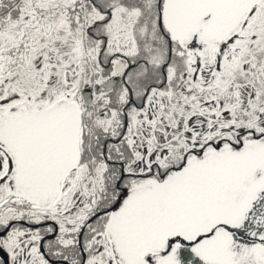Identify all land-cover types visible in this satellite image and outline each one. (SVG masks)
Segmentation results:
<instances>
[{
    "label": "rangeland",
    "instance_id": "rangeland-1",
    "mask_svg": "<svg viewBox=\"0 0 264 264\" xmlns=\"http://www.w3.org/2000/svg\"><path fill=\"white\" fill-rule=\"evenodd\" d=\"M115 1L22 0L6 11L20 16L18 23L10 15L0 21V197L6 220L53 221L59 233L78 234L95 202L96 191L89 186L97 184L100 191L107 167L100 147H88L90 162L66 174V140H80L78 89L91 78L101 82V66L112 55H117L118 73L123 58L129 64L150 59L151 52L141 46L159 35L164 41L162 27L178 46L181 74L178 71L166 88L152 89L145 108L129 114L127 140L113 152L126 160L123 174H133L118 179L130 190L81 234L82 240L94 231L98 236L97 254L89 253L83 264H120L112 254L120 255L123 264H139L133 255L145 249L146 226L155 234L160 212L149 196L172 198V186L180 194L172 202L165 200L169 208L177 202H230L233 240L235 219L264 199V189L258 191L264 187V0H135L141 11H128ZM105 11L108 19L90 26L91 19H102ZM147 13L151 25L142 18ZM88 26L101 37L86 38ZM162 61L163 57L157 62L163 70ZM113 122L114 117L103 120L102 132H109ZM252 132L260 136L253 138ZM96 136L102 142L107 135L91 133V140ZM220 139L221 147L206 144ZM198 148L204 149L199 156L185 155ZM88 165L90 174L82 178ZM151 165L153 173L164 171L166 177L141 176ZM114 191L107 203H114L119 193ZM221 204L209 206L215 210ZM45 230L14 226L9 231L20 235L12 247L32 254L28 264H45L35 257ZM196 232V252L208 255L216 227ZM222 235L216 236L214 246ZM215 255L216 247L213 260Z\"/></svg>",
    "mask_w": 264,
    "mask_h": 264
},
{
    "label": "flooded vegetation",
    "instance_id": "flooded-vegetation-1",
    "mask_svg": "<svg viewBox=\"0 0 264 264\" xmlns=\"http://www.w3.org/2000/svg\"><path fill=\"white\" fill-rule=\"evenodd\" d=\"M6 1L7 0H0V20L6 15V11L11 10L12 7L16 5L15 3L11 8H5ZM165 65L166 62H164L163 68L166 67ZM163 73L164 70L160 68L158 77H162L165 81L169 80L168 85L172 84L176 79L174 74L168 78L167 75ZM121 74L122 72L119 74V76ZM118 82L121 86L122 84L119 79L117 83ZM154 86V84L150 83V88L146 89L143 88V85L139 84V88L134 89L133 93L129 92V101L125 105H130L129 103L133 101L132 97L136 95L133 106L135 108L138 107L136 102L138 97H140L143 98V103H141V106L144 105L143 108H145V102L150 91L152 89H159L157 87L152 88ZM94 94V97L97 96L96 93ZM98 98H100V96ZM121 110L122 113L119 116L116 117L113 115V123L127 128L129 112L126 111V108L124 109V106L121 108ZM120 131L116 130L117 136ZM117 136L114 137V135L109 134V136L104 140L106 141L105 145L108 143L110 144L111 151L117 145L118 140L120 141L119 138H116ZM121 140H127V137L122 138ZM206 144L214 146V144L210 142H207ZM111 153L112 154L105 151L104 159L111 169L118 173V178L120 173L124 175L123 173L125 166L123 165L119 167L117 160L106 158L107 155L111 156L112 158L117 156L116 153ZM188 154L199 156L201 154V150L200 148L197 150L189 149L185 152V155ZM152 169V167L148 168L147 171H144L141 176L159 178L158 180H160L167 175V173H164V171L163 174H161L159 170L157 173H153ZM170 171H178V169H172ZM118 187H124V183L122 186L120 183H118ZM170 189H174V194H176L172 198H169L170 196H159L153 194L149 196L150 203L160 205V212L159 217L156 218L154 223V226L156 227L155 234H152L153 231H150L152 226H146L145 249L142 250L141 254L136 253L133 255V257L138 260L139 264H264V199L250 206V210L248 212H243L238 218L235 219L234 225L237 223V227H234V232L237 235L234 236L233 240H231V238H229V219H231L232 209L234 207L231 206L230 202H212L211 205L214 207L218 203L222 202L221 206H218L215 210L210 209V204H206L205 206H199L198 204L194 206L193 204L190 205L189 202H177L175 204L178 206L169 208L168 206L164 205L165 200L172 202V199L180 194L178 188L172 186ZM262 189H264V187L259 188L258 191L260 192ZM148 212L147 214H149ZM201 215L202 217H200ZM227 219L228 221L225 222L224 220ZM198 221L201 222L197 223ZM14 226L30 229H39L45 227V229H47L41 233L39 237V254L35 255L36 258L42 259L43 263L64 264V262H68L70 264H74V262L77 261L76 264H78L82 260V255L78 251L79 249L77 243H73L72 238H67L68 236L66 235V232L59 233V226L55 222L48 221L39 224H32L21 219H11L7 221L6 209L0 197V264H28V260L30 258L29 256H32V254H29L26 249L12 247L13 243H18V238L20 236L17 233L8 234ZM193 226L197 227L196 231L199 229L209 231L212 226H214L216 227V236H218L220 233L223 234L217 246H214V241L216 238L215 236L213 243L210 245L212 252L208 255H201L196 252L197 244L195 243V236L199 234V232L194 231ZM90 236L91 237L88 239L83 240V245L88 248V253L86 248L83 249V252H85L83 261L86 259V256L89 253L90 255L97 254L95 251V247L97 246V234L94 233ZM75 238L77 240V234ZM8 241H10L11 244L8 245ZM71 243L73 245L76 244L75 249L71 248ZM214 247H216V255L214 257L215 259L213 260L212 256ZM232 253L234 254L233 257L230 256ZM112 257L114 258L115 262L117 261V263L123 264L120 255L116 256L117 260L115 254H112Z\"/></svg>",
    "mask_w": 264,
    "mask_h": 264
},
{
    "label": "trees",
    "instance_id": "trees-1",
    "mask_svg": "<svg viewBox=\"0 0 264 264\" xmlns=\"http://www.w3.org/2000/svg\"><path fill=\"white\" fill-rule=\"evenodd\" d=\"M135 0H116L115 4H120L122 3V7H125L128 11H132L133 9H136L137 11H141L140 8L135 7ZM13 3L12 0H7L6 1V7L5 8H9L10 5ZM144 12H146V9L144 10ZM144 12H141L142 14H144ZM105 16L102 17V19L100 20H95V19H91V23L90 26L92 25H96L97 23H99V21L101 22H105V20L108 19L109 17V12L107 13L106 11L104 12ZM147 18L149 20V25L152 24V20H151V16L149 13H147L146 16H143L142 18ZM70 26H72V22H69V28ZM71 30V29H70ZM161 31L163 33V39L164 41H161L160 39V35L158 36V40H156L155 38L152 40V42H145L141 48L142 50H144V52H148L150 53V56H152L150 59H143V60H137L135 63H132V67L129 69L127 76H126V82L129 84L131 93H133L134 89L139 88V84L143 85V88L148 89L149 88V84L153 83L156 79H157V74L159 73L160 67L155 66L158 62V58L161 59V57H163L162 62H166V67L168 65V63H170V67L173 70V74L174 75H178V71H180L181 74V70H180V61L176 58V52L178 51V46L175 42H172L169 38V36L167 35V33L163 30V28L161 27ZM84 36H86V38L91 39L92 41L95 39H98L100 37H98L96 34H92L90 32V27L88 26L86 28V30L84 31ZM146 40H149V36L146 37ZM98 53V56H100L102 53V49L100 48ZM101 53V54H100ZM138 53L134 54V56H137ZM112 56H116V55H112ZM110 57H108L106 60H109ZM129 62V61H128ZM110 66H101V75L102 78H104L105 76H107L108 74H106V71H108V68ZM163 70L165 71V73H167L166 68H163ZM159 76V74H158ZM160 80V79H159ZM161 87H167L168 83H162V82H158ZM157 83V84H158ZM119 91V92H118ZM118 91H116L115 89L109 90L107 92H103V94L100 97V100L93 103L91 106L89 107H85L83 105H81V120H80V125H81V140H90V135L91 133L93 134H97L103 136V135H109L108 132H102L104 129L101 127L100 123V127L96 124H92V120L93 119H97L99 118V115H101L102 117L105 116V112H115V113H119V111H121V106L124 105L120 102L119 99V93L121 91V88L118 89ZM133 101L131 103H129L130 107H133L134 105V100L136 98V95H134L133 97ZM126 100H128V94L126 95ZM140 101V97H138L137 99V106L138 107H142L139 104ZM133 103V104H132ZM260 136L258 134L253 133L252 136ZM251 136V137H252ZM107 137V136H106ZM105 136L103 137V141L99 142V140L97 141V136L94 137L92 139V146L91 148H95L96 147H100V151L101 153L103 152V154H105V151L110 149V144H106L105 145ZM254 138V137H253ZM220 140H224V139H220ZM221 144V141L219 142V146ZM112 151H110V154ZM87 156V151L86 149H82V157L85 158ZM108 159H113V160H117L118 163H124L126 160H122L120 161V158H118V156L115 157H111L108 156ZM119 164V166H120ZM110 166L107 165L105 172H104V178H105V182L103 183V186H101V189L99 191V203H103L102 206L99 208L100 209H105L107 206L111 205L112 203H107L108 202V196L111 193V190L114 191V193L116 194V192L118 193V191H116L115 189V179L117 177V172H114L115 170H110ZM49 244V242H48ZM74 249L76 248V245L72 246ZM75 253V252H72Z\"/></svg>",
    "mask_w": 264,
    "mask_h": 264
},
{
    "label": "crops",
    "instance_id": "crops-1",
    "mask_svg": "<svg viewBox=\"0 0 264 264\" xmlns=\"http://www.w3.org/2000/svg\"><path fill=\"white\" fill-rule=\"evenodd\" d=\"M31 12V11H30ZM80 129L81 126L79 125ZM80 140H66V174L70 171L71 168H73L75 166V168H79L82 167L84 164V161H88V163L90 162V159L93 158L91 157L90 154L87 153V156L85 158L82 157V149H86L87 148H91L92 146V140H81V136L79 138ZM90 168L91 166L88 165V172L86 174L83 173L82 178H84L86 175L90 174ZM105 170V169H104ZM111 170V169H110ZM94 188L96 191V197L95 200L97 199V196L99 195V185L94 184V185H90L89 189ZM86 191V190H85ZM87 199L90 198V195H86ZM95 202L93 205H91V207H94Z\"/></svg>",
    "mask_w": 264,
    "mask_h": 264
},
{
    "label": "water",
    "instance_id": "water-1",
    "mask_svg": "<svg viewBox=\"0 0 264 264\" xmlns=\"http://www.w3.org/2000/svg\"><path fill=\"white\" fill-rule=\"evenodd\" d=\"M158 4H159V0H158ZM123 74H125V72ZM116 81H117V77H111V78L103 81L102 83H100V85L98 87H96V89H99L100 88V89H102L104 91L110 90L115 85ZM81 101L86 106H89L91 104V100H90V89H84V90L81 91ZM124 192H125V190H122L121 191V194L118 195V197H117L116 201L114 202V204L110 208L106 209L105 212L110 211L111 209L115 208L118 205V203L120 201V198H121V195ZM100 213L101 212H98V213L92 215L87 220L86 224L81 228V230H80V232L78 234V247H79L80 252H81V255H82V260H81V262L79 264H82L83 259H84V253H83V251H82V249L80 247V234H81L82 230H84V228L86 227V225L88 223H90ZM40 245H41V242H40ZM64 264H68V263L64 262Z\"/></svg>",
    "mask_w": 264,
    "mask_h": 264
}]
</instances>
